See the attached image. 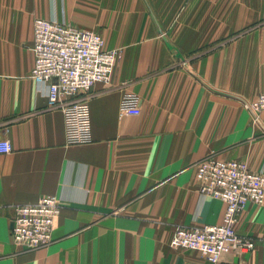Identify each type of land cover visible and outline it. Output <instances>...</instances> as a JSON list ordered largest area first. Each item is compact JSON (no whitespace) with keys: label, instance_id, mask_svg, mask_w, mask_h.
<instances>
[{"label":"crops","instance_id":"1","mask_svg":"<svg viewBox=\"0 0 264 264\" xmlns=\"http://www.w3.org/2000/svg\"><path fill=\"white\" fill-rule=\"evenodd\" d=\"M36 17L100 32L118 49L89 97L91 141H68L61 107L31 76ZM264 0H0V264H264V204L236 224L256 246L218 263L175 247L178 225L221 223L197 162L213 155L264 172ZM138 114H121L126 95ZM60 198L52 241L24 249L15 205Z\"/></svg>","mask_w":264,"mask_h":264},{"label":"built area","instance_id":"2","mask_svg":"<svg viewBox=\"0 0 264 264\" xmlns=\"http://www.w3.org/2000/svg\"><path fill=\"white\" fill-rule=\"evenodd\" d=\"M33 51L31 76L49 106L62 108L68 141H91L89 97L96 83L111 81L118 49H107L98 31L56 18L36 17ZM244 105L253 121L258 122L264 111V92ZM140 110L137 98L130 94L124 97L121 114H138ZM11 150L10 140H0V153ZM197 181L202 195L225 201L224 219L200 226L178 225L171 244L198 249L212 263L233 250L253 249L255 239L239 234L236 224L247 203L264 204V172L252 170L246 161L210 155L197 162ZM60 213V198L54 194L16 204L11 230L14 241L24 249L48 245Z\"/></svg>","mask_w":264,"mask_h":264}]
</instances>
